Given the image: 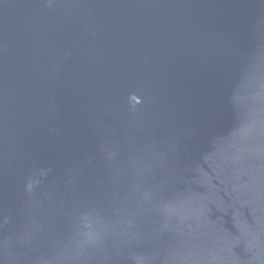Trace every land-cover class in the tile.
I'll use <instances>...</instances> for the list:
<instances>
[{"label": "water", "instance_id": "95a60500", "mask_svg": "<svg viewBox=\"0 0 264 264\" xmlns=\"http://www.w3.org/2000/svg\"><path fill=\"white\" fill-rule=\"evenodd\" d=\"M0 264H264V0H0Z\"/></svg>", "mask_w": 264, "mask_h": 264}]
</instances>
